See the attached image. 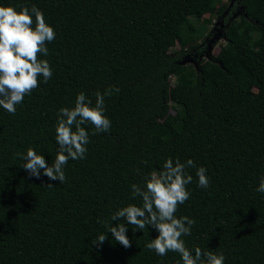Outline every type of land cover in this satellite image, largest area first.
I'll use <instances>...</instances> for the list:
<instances>
[{
  "label": "trees",
  "instance_id": "obj_1",
  "mask_svg": "<svg viewBox=\"0 0 264 264\" xmlns=\"http://www.w3.org/2000/svg\"><path fill=\"white\" fill-rule=\"evenodd\" d=\"M179 1L184 13L170 0H0L35 5L56 33L39 57L51 79L40 77L15 115L0 107V264H182L145 247L158 235L151 226L128 225L130 248L106 227L120 207L142 206L131 185L143 187L169 157L192 159L210 180L200 188L187 169L191 195L175 213L195 220L186 247L223 252L224 264H264V0ZM213 18L225 41L204 59ZM109 87L119 89L105 97L111 127L93 135L84 125L86 158L68 161L66 181L30 176L17 154L34 146L51 165L59 109L81 91L94 105ZM100 234L107 240L93 245Z\"/></svg>",
  "mask_w": 264,
  "mask_h": 264
},
{
  "label": "clouds",
  "instance_id": "obj_2",
  "mask_svg": "<svg viewBox=\"0 0 264 264\" xmlns=\"http://www.w3.org/2000/svg\"><path fill=\"white\" fill-rule=\"evenodd\" d=\"M55 37V29L46 22L43 12L35 5L22 6L19 11L11 5L0 6V107L8 113L15 115L16 106L39 87L40 77L45 83L51 79L49 62L39 57L48 56L46 44ZM114 92H119V89L109 87L103 93L97 91L94 105L83 91L79 92L74 107L59 109L55 128L59 147L51 165L33 146L27 149L26 154H17L25 161L21 167L37 179L41 177L42 170L50 181L64 183L68 161L86 158L90 140L84 125L90 123L94 126L93 135L109 131L111 121L104 114L105 97H111ZM188 168H196L198 186L207 189L210 185L207 168H197L192 159L181 162L178 158L173 161L171 157L165 160L162 170L149 173L143 187L131 185L132 198H140L142 206L128 204L120 207L111 216V221H118L116 226L105 222L115 242L130 248L132 242L126 235L128 225L135 230L151 226L157 230L158 235L146 243L145 247L157 255L178 253L182 264H224L223 252L202 251L196 247L193 254V250L186 247L182 238L191 235L195 224V220L188 216L175 215L179 205L184 204L191 195L186 187L193 180L187 172ZM51 186V183L47 185ZM256 191L264 193V177H261ZM121 220L125 223H121ZM107 234L92 239V244L103 245L108 238Z\"/></svg>",
  "mask_w": 264,
  "mask_h": 264
},
{
  "label": "rangeland",
  "instance_id": "obj_3",
  "mask_svg": "<svg viewBox=\"0 0 264 264\" xmlns=\"http://www.w3.org/2000/svg\"><path fill=\"white\" fill-rule=\"evenodd\" d=\"M172 2V5L176 8V10L180 13H184L186 11V8L185 6L179 1V0H170ZM223 3H227L229 0H221ZM235 15V14H234ZM202 17L206 18L207 15H203ZM176 21H177V18L176 16H173L171 19H170V24L173 26V27H176ZM212 23V24H211ZM222 22L220 21L219 18H213L211 21H210V24H206L205 27L206 28H210V26H212L213 24L216 25V29H215V33L212 35V38L210 39L209 43L206 44V53H203L202 54V58L204 59H210L212 56H214L218 50V47L219 45H221L225 40H224V37H223V34H222V26L220 25ZM201 23L200 21L198 22H195V25L196 26H199ZM178 46V44H176L174 47L172 48H169V51L173 48H176ZM167 52V50H166ZM182 63H191L193 64V60L192 58L190 57H185L183 60H182ZM255 82L252 83V89L255 90ZM171 113H173L174 111L172 109L169 110Z\"/></svg>",
  "mask_w": 264,
  "mask_h": 264
}]
</instances>
